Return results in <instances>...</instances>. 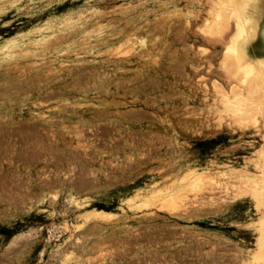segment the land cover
<instances>
[{"label": "rangeland", "instance_id": "rangeland-1", "mask_svg": "<svg viewBox=\"0 0 264 264\" xmlns=\"http://www.w3.org/2000/svg\"><path fill=\"white\" fill-rule=\"evenodd\" d=\"M233 1L0 0V264H188L203 223L238 232L221 255L199 236L200 261L264 264V65L234 64ZM200 172L187 210L150 197Z\"/></svg>", "mask_w": 264, "mask_h": 264}, {"label": "bare ground", "instance_id": "bare-ground-1", "mask_svg": "<svg viewBox=\"0 0 264 264\" xmlns=\"http://www.w3.org/2000/svg\"><path fill=\"white\" fill-rule=\"evenodd\" d=\"M233 1V0H232ZM235 1V0H234ZM233 1V2H234ZM237 1H239V0H236V2ZM244 1V0H243ZM246 1V0H245ZM232 2V3H233ZM236 4V5H235ZM213 5V4H212ZM215 5V4H214ZM233 5H235L236 6V9H235V7H234V9L235 10H238V11H240L241 10V8H244L245 6H247V10H246V14H245V19H247L246 21L248 22H250L251 23V25H250V23H249V30H248V32L246 31V28L245 29H243V26H244V24L245 23H243L242 21H245V19H242V20H238L239 22H237L236 21V27L233 29V31H232V33H231V38L230 39H233L235 42H236V45H237V50H235V52L237 53V54H239V61H238V63H234L235 65H236V68L237 69H239L238 67H240V69H242V71H243V73L242 74H244V77H247L250 73H251V65H249L250 63H254L255 64V67H256V65H264V55H259V54H256V51H254V52H250L251 50L249 49V44L251 43V42H253L254 41V39L255 38H257L258 39V41H264V0H248L247 1V4L246 3H243V2H239V4L237 5V3H234ZM118 7V6H117ZM240 7V8H239ZM218 10V9H217ZM234 10V11H235ZM210 11L212 12V11H216V9L214 8V10H213V8L211 9L210 8ZM233 11V12H234ZM243 11V10H242ZM241 11V12H242ZM218 12L219 11H217V13H215L214 15H212V19H211V21L213 22L212 23V25H214V24H216V26H215V29H217V31L219 30V29H221L220 28V26L222 27V25H219L218 23H220L221 24V20L223 19L222 18V16L220 15V14H218ZM245 13V12H244ZM243 13V14H244ZM242 15H241V13H240V17H241ZM238 16H237V14H236V16H235V18H237ZM242 18H243V16H242ZM241 19V18H240ZM245 21V22H246ZM246 24H248V23H246ZM211 25V26H212ZM228 25V24H227ZM207 27V29H209V28H211V29H213L214 27ZM216 27H219V29L218 28H216ZM250 28H251V30H250ZM211 29H209L210 30V32H212V31H214L215 29H213V30H211ZM248 29V28H247ZM216 31V30H215ZM245 31L247 32V34L249 33L250 35H245L246 33H245ZM245 33V34H244ZM129 34V33H128ZM211 34H213V36H214V32L213 33H211ZM216 34V33H215ZM244 34V35H243ZM217 35V34H216ZM215 35V36H216ZM243 35V36H242ZM243 38H242V37ZM245 36L247 37V38H245ZM215 38V37H214ZM213 38V39H214ZM220 37H218V39H219ZM218 39L217 38H215L214 40H217L218 41ZM212 40V39H211ZM132 37H131V35H127V36H125V39H124V41L122 42V44L123 45H129V44H131L132 43ZM220 41V40H219ZM232 42V41H231ZM226 45V49L228 48L227 47V44H225ZM239 45V46H238ZM230 48V47H229ZM115 50H117V49H115ZM114 50V51H115ZM116 52V51H115ZM109 54H111V53H109ZM120 54V53H119ZM118 54V50H117V53H114V55H119ZM120 56V55H119ZM110 58V57H109ZM112 58V57H111ZM110 63H112V64H116V65H124L125 63H127L128 62V60L127 59H115V60H112V61H109ZM109 62H107V63H109ZM261 66V67H262ZM258 67V66H257ZM235 68V69H236ZM264 68V67H263ZM235 70V71H233L232 70V72H233V74H236V73H234V72H237L238 70ZM261 69V68H260ZM89 74H90V72H89ZM232 73H230V75L229 76H232V78L231 79H233V74L231 75ZM129 74L126 72V73H124V74H122V76L124 77V78H126L127 76H128ZM119 77L120 76H118L117 77V79H119ZM243 77V78H244ZM123 78V79H124ZM200 78V77H199ZM236 77H234V79H235ZM238 78V77H237ZM240 79V78H239ZM239 79H235L239 84L241 83L240 82V80H243L242 78L239 80ZM246 79V78H245ZM244 81V80H243ZM125 82V81H124ZM214 82H216L215 80H214ZM246 82V81H245ZM244 82H242V84H243ZM253 83V82H252ZM252 83L250 82V84L252 85ZM117 85H120V82L117 84ZM241 85V84H240ZM254 86H255V83L253 84ZM234 86V85H233ZM253 86V87H254ZM216 87V86H215ZM249 87V90L252 88L250 85L248 86ZM237 88H239V85H238V87ZM220 89V88H219ZM240 89V88H239ZM238 89V90H239ZM216 90H218V89H216ZM223 91L225 90V89H222ZM247 91V93H249V94H251V93H253V94H251L252 96L253 95H255L254 93L256 92L255 91V88H253V89H251L250 91ZM253 90V91H252ZM223 91H220V92H223ZM236 91H237V89H236ZM235 90H234V92H236ZM239 91H241V89L239 90ZM218 92V91H217ZM237 94H238V91L236 92ZM237 94H234L233 93V98L234 99H231V98H228V97H225V104L226 105H229V107L231 108V107H233V106H236V109L237 110H235L234 111V109L232 110V112L233 113H236V112H242V110H239L240 109V106L238 105V103L235 101V100H238V98H240L239 97V94L237 95ZM248 94H246V95H243L242 97V99H244V96L246 97V102H247V100H250L251 98H250V96L248 95ZM256 96V95H255ZM253 98H255L254 96H253ZM262 99V98H261ZM252 100V99H251ZM113 101H115V100H113ZM215 101V100H214ZM246 102H244V103H246ZM250 102V101H249ZM248 102V103H249ZM261 102V101H260ZM224 104V106H226ZM254 104V103H253ZM222 105V104H221ZM260 105V104H259ZM223 106V107H224ZM243 106V105H242ZM245 106H247V103L245 104ZM254 106V105H253ZM255 106H256V104H255ZM228 107V106H227ZM259 107V106H258ZM243 108V107H242ZM255 108V107H254ZM251 108L249 107V110H250ZM221 110V109H220ZM248 110V109H247ZM259 110V109H258ZM253 111V110H252ZM256 111V110H255ZM231 113V112H230ZM249 114V113H248ZM253 114V113H252ZM235 115V114H234ZM251 115V114H250ZM249 115V116H250ZM252 116V115H251ZM252 117H254V116H252ZM243 118V117H242ZM246 118V117H245ZM245 118H243V119H245ZM251 118V117H250ZM237 120V119H236ZM213 174V173H212ZM225 174V173H224ZM227 174V173H226ZM214 175V174H213ZM242 175V174H241ZM243 175H245V174H243ZM221 176V175H220ZM228 176V175H227ZM246 176V175H245ZM261 176V175H260ZM217 177V176H216ZM247 177V176H246ZM227 178H229V179H231V176H228ZM232 178H234L235 180H237V182L239 183V184H241L242 186H243V184H246L245 183V179L244 178H242V179H240V178H238V179H236L237 177H232ZM213 180H214V178L212 177V175H210L209 173H205V172H200V173H190V174H185L184 176H182L179 180H174V181H172L169 185H167L166 187H163V188H160V189H156L155 191H153V193L152 194H150V197H154V198H158L160 201H161V203H162V206L161 207H164V208H166V211L168 210L170 213H173L174 211H180V210H185L186 209V203H187V201L190 199V195L192 194V195H204V194H212L214 191H215V189L213 188V186H211V185H213ZM218 181V180H217ZM216 181V182H217ZM264 181V180H263ZM215 183V182H214ZM222 183V182H221ZM229 184H230V182H229ZM222 185V184H221ZM233 185V184H232ZM231 185V186H232ZM240 185V186H241ZM216 186V185H215ZM262 186V185H261ZM226 188V187H225ZM242 188V187H241ZM240 188V189H241ZM217 189H219V188H217ZM232 189H234V188H232ZM243 189H245L244 187H243ZM220 190H222V189H220ZM239 191V190H238ZM218 192H219V190H218ZM217 194V193H216ZM224 194V193H223ZM208 195H205V196H208ZM218 195V194H217ZM195 196V198H197ZM204 196V197H205ZM211 196V195H210ZM212 196H213V194H212ZM211 196V197H212ZM145 198L147 197V196H144ZM143 197V198H144ZM149 197V196H148ZM194 197V196H193ZM155 201V200H154ZM150 203V202H149ZM153 203V202H152ZM151 206V205H150ZM188 207V206H187ZM157 208V207H156ZM162 210V209H161ZM187 210V209H186ZM109 215V212H106V211H103V210H88V211H86L85 212V215L82 217V219H83V223H88V222H91V221H101V220H104L105 218H107L106 216H108ZM264 223V222H263ZM262 225V224H261ZM263 234V233H262ZM261 234V235H262ZM263 237V236H262ZM260 242V241H259ZM259 253V252H258Z\"/></svg>", "mask_w": 264, "mask_h": 264}, {"label": "crops", "instance_id": "crops-1", "mask_svg": "<svg viewBox=\"0 0 264 264\" xmlns=\"http://www.w3.org/2000/svg\"><path fill=\"white\" fill-rule=\"evenodd\" d=\"M219 223V222H218ZM209 227L205 226L204 223L202 226L195 227L188 229V233L190 234V239L188 243L191 245L192 250V261H190L188 264H222L220 260H199L196 258V250L198 249L199 243V236H203V243L206 244V246H210L211 244H215L219 250H221L218 255L225 254V249L227 247L226 244V235L228 232L230 234H236L238 230H231L228 231L225 228L222 229L221 227H215L212 226L213 223L208 224ZM240 234H244L242 231L239 232ZM241 240V239H239Z\"/></svg>", "mask_w": 264, "mask_h": 264}, {"label": "built area", "instance_id": "built-area-1", "mask_svg": "<svg viewBox=\"0 0 264 264\" xmlns=\"http://www.w3.org/2000/svg\"><path fill=\"white\" fill-rule=\"evenodd\" d=\"M58 232H61V230H59Z\"/></svg>", "mask_w": 264, "mask_h": 264}]
</instances>
